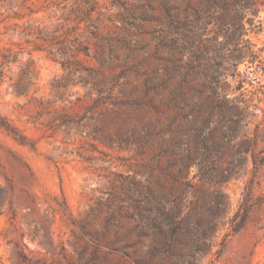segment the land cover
<instances>
[{
  "label": "rangeland",
  "instance_id": "rangeland-1",
  "mask_svg": "<svg viewBox=\"0 0 264 264\" xmlns=\"http://www.w3.org/2000/svg\"><path fill=\"white\" fill-rule=\"evenodd\" d=\"M0 264H264V0H0Z\"/></svg>",
  "mask_w": 264,
  "mask_h": 264
},
{
  "label": "trees",
  "instance_id": "trees-1",
  "mask_svg": "<svg viewBox=\"0 0 264 264\" xmlns=\"http://www.w3.org/2000/svg\"><path fill=\"white\" fill-rule=\"evenodd\" d=\"M1 120V119H0ZM1 122V121H0ZM0 124H2V123H0Z\"/></svg>",
  "mask_w": 264,
  "mask_h": 264
}]
</instances>
